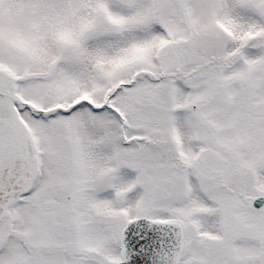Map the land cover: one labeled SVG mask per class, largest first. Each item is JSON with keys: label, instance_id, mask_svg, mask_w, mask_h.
<instances>
[{"label": "snow or ice", "instance_id": "obj_1", "mask_svg": "<svg viewBox=\"0 0 264 264\" xmlns=\"http://www.w3.org/2000/svg\"><path fill=\"white\" fill-rule=\"evenodd\" d=\"M0 264H264V0H0Z\"/></svg>", "mask_w": 264, "mask_h": 264}]
</instances>
